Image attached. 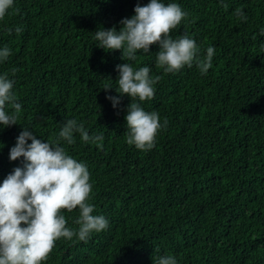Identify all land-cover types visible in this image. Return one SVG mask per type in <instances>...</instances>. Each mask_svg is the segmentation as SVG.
<instances>
[{
	"label": "trees",
	"instance_id": "obj_1",
	"mask_svg": "<svg viewBox=\"0 0 264 264\" xmlns=\"http://www.w3.org/2000/svg\"><path fill=\"white\" fill-rule=\"evenodd\" d=\"M149 2L14 0L19 14L9 9L0 20V49L11 50L0 75L14 81L22 112L18 125L0 126V184L23 167L22 157L9 160L23 128L52 142L76 119L89 135H103L102 147L79 134L61 146L86 164L92 214L109 226L86 243L57 240L45 264H154L167 254L177 264H264V0H161L187 14L174 39H194L201 59L214 48L205 75L195 64L164 73L158 45L134 62L99 48L97 30L119 31L137 4ZM125 62L161 77L154 98L137 101L168 122L148 152L125 141L130 98L119 97L115 108L106 98L117 97L116 68ZM63 214L78 229L79 210Z\"/></svg>",
	"mask_w": 264,
	"mask_h": 264
},
{
	"label": "clouds",
	"instance_id": "obj_2",
	"mask_svg": "<svg viewBox=\"0 0 264 264\" xmlns=\"http://www.w3.org/2000/svg\"><path fill=\"white\" fill-rule=\"evenodd\" d=\"M13 5L14 0H0V20L9 9L13 10L12 14H19L20 10ZM134 13L131 18L120 21L119 31L116 28L97 30L94 39L99 42V48L106 52L119 51L122 60L134 62L137 53L147 55L150 46L158 45L156 66L164 73H177L195 64L200 74L205 75L212 68L213 47H208L201 59L194 39L187 35L172 37L173 30L187 15L179 4L165 5L161 0H150L146 6L137 4ZM234 15L242 21L247 19L241 8ZM15 31L19 34L22 28L17 27ZM261 34L264 35V30ZM10 55V48L4 46L0 49V62L7 61ZM17 71L13 68L11 75L15 76ZM116 71L119 73L117 97L106 98L111 100L113 108L119 104V97L130 98L125 116V141L141 152H148L168 122L164 120L162 125L157 112H146L137 101L153 99L154 85L161 77L150 76L148 67L136 70L128 62L117 65ZM13 85L9 73L0 75V126L5 128L18 125L22 112V105L12 91ZM111 89L106 86L104 90ZM76 134L83 143L102 147L103 135H89L84 124L76 119L66 120L52 142H42L24 128L17 137L9 151V160L22 157L23 167L13 169L0 184V264H45L57 240L75 238L86 243L92 233L108 228L109 221L103 215L92 214L95 208L89 200L93 186L86 164L78 162L61 146L62 141L74 144ZM76 209L79 210L75 220L78 229H73L67 226L63 212ZM154 264H177V260L171 254L160 255Z\"/></svg>",
	"mask_w": 264,
	"mask_h": 264
}]
</instances>
